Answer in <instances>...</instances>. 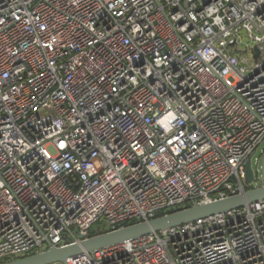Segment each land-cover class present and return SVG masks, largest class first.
<instances>
[{
	"label": "built area",
	"instance_id": "1",
	"mask_svg": "<svg viewBox=\"0 0 264 264\" xmlns=\"http://www.w3.org/2000/svg\"><path fill=\"white\" fill-rule=\"evenodd\" d=\"M262 143L264 0H0V262L243 194ZM68 263L264 264V200Z\"/></svg>",
	"mask_w": 264,
	"mask_h": 264
},
{
	"label": "water",
	"instance_id": "2",
	"mask_svg": "<svg viewBox=\"0 0 264 264\" xmlns=\"http://www.w3.org/2000/svg\"><path fill=\"white\" fill-rule=\"evenodd\" d=\"M246 169L247 180L248 182H252L254 174L250 162L247 163ZM260 200H264V161L261 185L253 187L243 194L232 195L212 202L174 210L149 220L132 223L115 230L92 235L79 243L57 246L49 242L47 248L40 252L6 260L0 262V264H52L58 262L69 264V258L76 257L85 252L129 241Z\"/></svg>",
	"mask_w": 264,
	"mask_h": 264
},
{
	"label": "rangeland",
	"instance_id": "3",
	"mask_svg": "<svg viewBox=\"0 0 264 264\" xmlns=\"http://www.w3.org/2000/svg\"><path fill=\"white\" fill-rule=\"evenodd\" d=\"M264 148V143H262V145L258 148V152H257V155L256 157H259L260 156V153H261V150ZM256 165V164H255ZM256 186H259L258 183H255L254 184V187Z\"/></svg>",
	"mask_w": 264,
	"mask_h": 264
},
{
	"label": "trees",
	"instance_id": "4",
	"mask_svg": "<svg viewBox=\"0 0 264 264\" xmlns=\"http://www.w3.org/2000/svg\"><path fill=\"white\" fill-rule=\"evenodd\" d=\"M102 232H105L104 230L102 231V230H96V229H93V230H91V232H90V235L92 236V235H95V234H99V233H102ZM6 261V260H5ZM3 262V261H2Z\"/></svg>",
	"mask_w": 264,
	"mask_h": 264
}]
</instances>
